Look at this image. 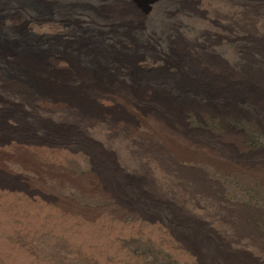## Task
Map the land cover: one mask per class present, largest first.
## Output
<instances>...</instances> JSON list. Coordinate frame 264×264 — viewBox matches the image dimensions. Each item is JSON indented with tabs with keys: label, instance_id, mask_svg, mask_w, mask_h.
<instances>
[{
	"label": "rangeland",
	"instance_id": "1",
	"mask_svg": "<svg viewBox=\"0 0 264 264\" xmlns=\"http://www.w3.org/2000/svg\"><path fill=\"white\" fill-rule=\"evenodd\" d=\"M190 1L204 0L187 4ZM233 1L253 10L259 28L231 26L213 34L222 37L219 46L245 50L250 62L244 67L255 74L240 81L233 74L236 79L211 100L179 91L188 88L187 78L166 61L168 49L178 44L171 21L162 15L167 8L180 7L173 1L155 8L147 4L151 11L132 39L106 35L100 45L96 36L101 27L87 11L110 10L102 0H0V98L5 102L0 114L10 126H0V140L7 141L5 149L12 155L0 168V209L10 211L5 229L0 228V243L8 248L0 252V264H264V105L257 102L264 95V83L254 79L259 73L264 78V0ZM213 8L205 9L207 16ZM54 15H65L59 22H67L71 31L84 32L80 36L89 38L87 46L82 39L75 42L72 33L40 38L25 22L32 25L34 17ZM198 43L208 47L211 41ZM78 44L95 54L93 61L99 59L100 66L104 57L109 63L123 58L121 83L141 86L140 108L144 100L153 106L152 89L162 87L173 96L191 97L193 106L173 115L155 107L163 115L159 120L130 102L133 93L128 89L121 96L110 92L98 100V107L88 105L93 119L84 130L59 127L52 114L32 102L37 91L56 90L45 82L46 75L63 77L68 70L64 59H77L73 54ZM48 58L59 59L57 67L64 74L46 70ZM30 60L35 69L45 66L29 78L32 69L23 62ZM103 67L108 70L110 64ZM244 83L262 95H242ZM80 92L69 96L76 102ZM172 143L181 151L177 156L166 150ZM110 190L122 193L125 202ZM62 200L70 204L68 211Z\"/></svg>",
	"mask_w": 264,
	"mask_h": 264
},
{
	"label": "bare ground",
	"instance_id": "2",
	"mask_svg": "<svg viewBox=\"0 0 264 264\" xmlns=\"http://www.w3.org/2000/svg\"><path fill=\"white\" fill-rule=\"evenodd\" d=\"M102 1H103V4L108 6V8L110 7V10L107 9L108 11L107 12L105 11L104 13L95 12L96 14H94V12H92L90 10L87 11L88 14L94 16V18L96 19V21H95L96 25H99L98 26L99 28L101 27V30H99V33L97 34V36L95 35L96 37H98V39L100 38V40H101L100 45H102L104 43L103 40L106 37V35H108V36L112 35V36L116 37V35L120 34V35H123L126 39H132L133 38L132 35H134L136 32L141 31V29H142V25H143L142 21L143 20H141V19L143 17H145L149 11H151L150 6L148 7L147 4H151L155 8L156 6L160 7L161 5L169 4V2L173 1V2H171L172 4L176 3L180 6V7H178L177 5H173V6H177V8L172 7L170 9L167 8L168 6H163V8H165V9L167 8V10H164V11L162 10L163 11V14H162L163 17L166 20L168 19L169 21H171L170 24H171V27L174 28L173 30L175 33L174 41L177 40L176 42L178 43L176 45H173L166 52L167 53L166 61L169 63L177 65L179 67L180 73H182V75L187 78L186 81L189 84L188 88H185L186 90L185 89L184 90L179 89V91H185V92H189L190 94H192L194 96H196V95L197 96H203V97L211 99V97H213L215 95L218 97V91L221 90L220 88L227 89V86H230V83L233 82L236 78H237V81L246 80V79H250L255 74V73H253L252 75H250L251 71L249 69H247V67H244L245 62H248V63L250 62V59L246 57L247 54H245L246 53L245 50L240 49V51H239L236 48L229 49V48H226L224 46H219V43L217 41H222V37L219 35L213 34L216 31H219V32L227 31V29L231 26H234L236 28L243 29V30H249V31H253L254 29L259 28L258 20H257L255 14H252L253 10H251L252 11L251 12L250 10H248L249 8H247L242 3L238 4L233 0H227V1L223 0V1H217V2L211 1V0H204L203 3H200L197 1L196 2L190 1L189 2L190 4H187L188 0H102ZM210 6H214V8L212 9V12L210 13V15L207 16V12L205 11V9L210 7ZM104 8H105V6H104ZM101 10H103V7L101 8ZM87 12H85V13L87 14ZM152 12H155V11H152ZM159 12H160V10H159ZM66 14H68V13H66ZM14 15L12 14V18ZM61 15H58V16L54 15L55 19H51V17L50 18L49 17L48 18H35L34 17V22H32V25H30L31 23L28 22L29 21L28 19H27L28 21H25V22L30 26V28L28 27L30 32L34 33L35 35H37L40 38H47L49 36L51 37L52 33H54L53 36H58V37L64 36L65 37L64 34H66V37H67L70 33H72V35L74 34L73 36L76 37V40L74 39L75 42H78L79 39L81 40L83 37L80 36V34L84 33V32H82V31H78V32L77 31L76 32L71 31L69 28H73V27H71L67 22H63V23L59 22V21H62V20H60V18L62 19V17L65 16V15L64 16H61ZM82 15H84L83 16L84 18L86 16V18L89 19L88 23L91 21L92 17H89L85 14H82ZM162 15H160V16H162ZM69 16L71 17L70 14H69ZM13 20L11 19V21H13ZM54 20L57 23H60L63 27H65V29L61 30L62 29V27H60L61 25L59 26L61 29L57 28L58 25H57V27L54 25V24H57V23H54L55 22ZM221 21H224L227 23L223 24ZM31 26H32V28H31ZM87 26L88 25H86L85 30H87ZM95 28H96V26H95ZM169 29H168V31H169ZM188 32H190L191 34L188 35ZM87 35L88 34H86L84 36H87ZM70 38H71V36H70ZM261 38L263 39V42L261 43V45L264 48V35H261ZM87 39H89V38L87 37L86 40L82 39L84 42V43L82 42L83 43L82 46L83 45H84V47L87 46V44H86ZM98 39H95V41L96 40L100 41ZM202 40L211 41V44L208 47L207 46L202 47L198 43L199 41H202ZM152 41H154V40H152ZM113 42H114V40H113ZM214 42L216 45L214 44ZM78 43H80V42H78ZM73 44H74V42H73ZM221 44H222V42H221ZM106 45H108V44H105V46ZM78 46H79V44H78ZM84 47H82V48H84ZM103 47H101V48L103 49ZM92 48H95V47H92ZM216 49H217V52H216ZM79 51H82V52H79ZM84 51L79 46L76 53L72 52V53H74L73 55L77 57V59H78V57L79 58L81 57L80 59H78L79 62L77 59L75 60L74 57H73V59H71L72 58L71 56L69 59H66V58L64 59L62 57L64 59V62L67 63L66 67H68L67 68L68 70L65 74L61 73L60 68L58 69V67H57L58 66L57 63L59 62L58 61L59 59L54 60V59H50L51 57L48 58V60L50 62L46 61V63L48 62V64L46 65L47 66L46 70L47 69H49L50 71L52 70V73H55V74L57 73L58 76L60 75V73H61V75L62 74H64V75H63V77L59 76L60 78L58 77L57 79L55 78L57 76H54V75H52V76L46 75V78L42 76L44 74L40 75V79L43 80L42 83L45 81V79L49 78L50 81L48 80L45 82L47 84H49L51 87H53V88L55 87L56 90L55 89L54 90L52 89V91L50 90V94H48V91H43V90L37 91L36 90L37 96L35 95V97L33 98L34 101H36V103H34L33 100L29 99V100L33 101L32 103L34 104V107H37V108H39V110L47 112L49 114V116H50V114H52L59 127L67 128V129H70L72 131L73 130L74 131L75 130L80 131L82 128H84V129L87 128V127H85V125L87 124L88 120L93 119V116L91 115V113L88 110L89 109L88 105L89 106L93 105L94 107H96V105H97V107H98L99 106L98 100H100L102 98H107L108 95H111V94H109L110 92L114 93V95L121 96V94H124V92H126V90H128V89H129L130 93H133V98H132L133 100L130 102H132L136 107H138L143 114H145V115L151 114V115L159 118V120L160 119L163 120V115H162L161 111H156L154 109L155 107H158L159 109L165 110L168 112L171 111V114L173 115V114H176L178 112V109H183L186 107L193 106L191 97L188 96L189 98L184 99V97L182 98V95H179L178 97L176 95L173 96L170 93L171 91L169 89L162 87L160 91L157 89H152L151 93H152V101H153L152 104H153V106L147 105L146 100H144V106L145 107L143 106L144 108H140L138 106L137 102H139V99H141L140 94L144 92L143 89L141 88V86L128 87V86H124L121 83L120 76L123 74V72H122L123 69H121L120 67L123 63V58L121 60V59H118L116 56H114L118 59V60H116V58H114L112 55H109L111 57V59H112V57L114 58L111 60V63H109V61H106L105 57L103 58V56H102L103 53H102L101 56L103 59L102 60L100 59V60L103 63H100V64H103L104 66L106 63L110 64V67L107 70L104 67L102 68L103 65L100 66L96 63L99 60L97 58L100 56L96 55L98 57L97 58L95 57V59H97V61L95 62V61H93L94 60L93 56L95 54L87 53V51H85L86 54H83ZM10 53H12V52H10ZM99 53H101V51ZM92 54H93V56H92ZM47 55H46V58H47ZM63 55H65V54H63ZM258 55L260 56L261 54H258ZM84 56L87 57V60L82 59V57L84 58ZM2 57H3V55H2ZM8 57H11V56L8 55ZM11 59L12 60H18V58L14 57V55H12ZM26 59H28V58L26 57ZM41 59H40V61H41ZM5 61H6V59H5ZM61 61H62V59H61ZM41 62H43V61H41ZM23 65H24V67H25V65H28V68L30 67L32 69V71L29 73V75L27 74L29 76V78L31 77L30 74H32V73H34L35 75H39L41 72L37 71V70H39V68L45 66V64H44L43 66L37 67L35 69L34 68L35 64L31 60H30V62H23ZM38 65H42V64H38ZM40 70L43 73V71L45 70V67L40 69ZM9 71H10V69H9ZM66 74H67V76H65ZM233 74H236V78L234 77ZM24 75H26V74H24ZM48 76H50V77H48ZM23 77H25V76H23ZM18 78L19 77H17L16 79H18ZM36 78H34V79H36ZM4 79L5 78H3V80ZM12 79H14V78H12ZM27 79H28V77H27ZM37 79H39V78H37ZM254 79H257V80L261 81L262 83H264V78L260 73ZM30 80L28 79V82H26V83H30L29 82ZM19 81H22V80H18L15 82L17 83ZM36 82H38V81H36ZM9 83H11V82H9ZM19 84L21 85L20 82H19ZM23 84H25L24 81H23ZM29 85L32 88L33 84L32 85L29 84ZM38 85L42 86V88H43V86H45L43 84L42 85L38 84ZM222 85H225V86L221 87ZM242 86L243 87L239 89V92L242 95H245V96L250 95V96H255L257 98H259V95H262L261 92H257L255 90H253L246 83H244ZM1 87H2V85H1ZM21 87H22V85H21ZM48 87L49 86L47 85L46 88H48ZM126 87H127V89H126ZM28 88H29V86H28ZM37 88H38V86H37ZM177 88H180V87H177ZM2 89H3V87H2ZM9 89H11V88H9ZM24 89H25V87H24ZM75 89L81 90V92L78 93L79 94L78 97H76V99H77L76 102L73 101L74 99H71L69 96L70 92L74 93L76 91ZM7 90L8 89H6V92H7ZM31 90L33 93V89H31ZM38 90H39V88H38ZM10 91L12 92V90H10ZM1 92H3V91H1ZM11 92H9V93H11ZM221 92L224 93L225 91L221 90L219 93H221ZM33 96H34V94H33ZM1 98H0V107H3L5 105V102ZM174 98L177 99L178 101L175 100ZM10 99H12V98L10 97ZM194 101H196V100H194ZM6 102H8V101L6 100ZM257 102H261L264 105V95ZM29 104H31V103L29 102ZM33 104H32V107H33ZM46 104H48V105H46ZM27 107H29V106H27ZM39 115H41V114H39ZM43 115H44V113H43ZM2 116L3 115L0 114V126H1V128L2 127L9 128L10 126L6 123L5 119H2L3 118ZM159 116H161L162 118ZM46 117H47V114H46ZM92 123L94 124V122H92ZM54 124H55V122H54ZM71 126H72V129L70 128ZM55 129H56V127H55ZM84 129H82V130H84ZM64 131L66 132V130H64ZM91 131H92V129H91ZM67 132H69V130ZM83 133H85V132H83ZM6 145H7V141L0 140V168H3L4 164H5L4 163L2 165V161L4 162V160H6V159L8 160L12 157V155L6 151V149H5ZM56 147H57V145H56ZM166 150L168 151V153H173L176 156L179 154V152H181L179 150V147L173 145V143L168 144ZM101 179H103V178H101ZM70 180H71V178H70ZM104 182H106V181H104ZM72 183H75V185H77V186H81V184H79L77 182L73 181ZM110 191H112V193L117 198H119V200L122 199L121 201H124V196L122 195V193L118 194L117 191L116 192H114L113 190H110ZM123 194H124V192H123ZM125 196H127V195H125ZM64 201H66V200H64ZM60 202H62L65 205L64 211H66L65 209H67V211H68L71 208V206H70V204H68V202H66L67 204L64 203L63 200ZM60 206H62V204ZM61 208H63V207H61ZM1 209H0V228L3 227V224L8 219L9 215H7V214L10 213V211H8V210L5 211V210H1ZM70 211H72V210H70ZM34 217L36 218V215ZM54 221H55V219H54ZM55 224H57V223H55ZM58 225L56 227H58ZM3 228L5 229V227H3ZM1 231H4V230H1ZM9 232H10V229H9ZM11 233H12V231H11ZM2 249H4V250H2ZM5 250H8V248H5V243L4 244L0 243V252H3ZM17 250H18V248H17Z\"/></svg>",
	"mask_w": 264,
	"mask_h": 264
}]
</instances>
